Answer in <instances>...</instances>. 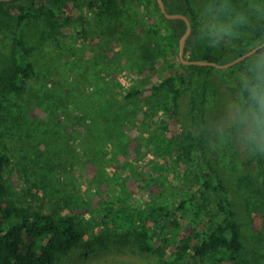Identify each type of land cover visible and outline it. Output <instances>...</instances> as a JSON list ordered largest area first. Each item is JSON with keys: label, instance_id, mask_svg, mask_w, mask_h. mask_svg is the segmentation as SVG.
<instances>
[{"label": "rangeland", "instance_id": "obj_1", "mask_svg": "<svg viewBox=\"0 0 264 264\" xmlns=\"http://www.w3.org/2000/svg\"><path fill=\"white\" fill-rule=\"evenodd\" d=\"M62 1L66 18L47 5L18 23L26 10L9 2L0 9V74L11 64L18 37L33 47L35 69L20 95L4 94L0 153L10 159L4 170L7 198L55 216L74 213L83 219L90 216L92 205L95 211L126 197L125 191L138 208H174L186 199L176 212L181 237L202 241L224 219L215 189L221 185L242 247L235 260L221 249L198 264H264V153L246 142L235 123L236 109L247 99V76L235 65L208 68L202 147L209 167L200 169L191 145L198 72L190 73V84L180 91L174 109L168 107L178 83H167L160 92L155 89L180 59L179 44L172 42L156 0H112L105 12L86 10L84 0ZM188 1L195 13L191 27L208 42L253 49L264 41V0ZM222 4L228 6L227 13L220 14L222 20L239 15L244 22L234 26L231 36L219 39L209 35V9L214 12ZM50 19L59 24L51 27ZM256 53L248 57V68ZM115 83L143 86L144 95L161 107L160 115L151 107L147 117L132 116L139 99L120 112L127 116L115 125L111 104H106L110 97L116 101L117 95L110 94ZM107 111L111 116L103 120ZM161 135L173 140L171 153L157 154ZM163 145L166 148V141ZM202 189L203 196L190 198ZM68 198L71 205L65 204ZM200 199L205 204L201 210ZM170 235L160 239L159 252H145L128 239L113 237L92 246L82 244L61 254L55 264H177V242L169 241ZM226 235L230 238L231 232Z\"/></svg>", "mask_w": 264, "mask_h": 264}, {"label": "trees", "instance_id": "obj_2", "mask_svg": "<svg viewBox=\"0 0 264 264\" xmlns=\"http://www.w3.org/2000/svg\"><path fill=\"white\" fill-rule=\"evenodd\" d=\"M11 1V2H10ZM0 1V9L11 3L14 7L27 14L19 15L17 22L21 23L28 15L44 11L47 5L54 6L60 11L62 17L66 18L65 3L62 0H10ZM86 10H100L105 12V6L112 0H84ZM167 8H171L169 13H181L189 18L191 23L195 20V13L189 5L188 0H163ZM114 4V0H113ZM81 5V4H79ZM158 13L161 12L158 1L156 0ZM53 15V12H52ZM162 17L169 25L172 42L179 44L181 37L186 31L187 24L183 19H168ZM51 27L59 24L57 19L49 21ZM264 37V30H263ZM261 42L259 46L263 44ZM264 48V47H263ZM33 47L26 44L24 38H15L11 54V64L5 74H0V125L3 122L4 94L15 93L21 94L27 85V81L35 71L34 62L31 60ZM246 47L232 46L226 44L223 46L212 44L199 34L194 28L191 34L185 40L184 55L189 60L212 61L218 64H224L236 59L242 54L250 51ZM263 51V49H259ZM249 58L235 64L239 67L247 78H251L252 73L249 71ZM211 66L203 65H185L179 59L176 67H170L172 73L164 78L155 86L157 91L167 83L176 81L178 87L172 90L171 108L174 109L177 103L178 95L181 90L186 89L190 84V73L197 71L199 76L196 82L194 96L192 99L194 109V133L192 134V146L195 148L199 157L198 165L200 169L208 168L209 165L203 159L202 138L204 133V116L202 105L206 94L207 70ZM117 89H113L114 87ZM110 94H116V101L109 98L111 104L110 110L113 111L112 120L115 125H119L127 116V113L120 115V112L128 110L130 102L141 99L136 117H147L148 111L153 107L156 116L161 113V107L153 104L150 97L144 95V87L125 88L119 83L110 86ZM246 95L247 92L244 91ZM145 100V101H144ZM144 101V102H143ZM109 111L102 117L103 120L110 118ZM166 141V148L163 142ZM173 140L165 138L163 135L158 139L157 154L173 150ZM9 157L0 153V264H55V261L61 254H66L74 248L88 244L90 246L100 244L106 240L117 237L128 239L145 252H159L158 246L160 239L171 234L169 241H176L177 252H179L177 264H198L203 261L213 251L225 249L229 252V258L236 259L235 253L241 250L239 226L232 220V211L225 203L221 185H217L219 206L224 212V219L216 226L202 241H193L190 237L182 236L183 227L177 220L176 212L184 208L186 199H182L174 208L168 205H152L147 207H135L129 201L127 191L126 197H120L97 210L93 211V205L90 209L88 218H80L76 214L56 215L45 213L42 210L35 209L28 205H18L14 199H8V188L4 182V170L9 163ZM211 174V171H208ZM204 189L208 187L205 180L201 185ZM204 189L195 191L190 198H197V195L203 196ZM199 193V194H198ZM83 206L90 207L89 203L79 200ZM70 199L65 200V204L71 205ZM203 199L198 200L201 210L205 206ZM99 230V231H98ZM93 231L97 233H93ZM231 232L228 238L226 232ZM92 232L93 234H91ZM89 236L86 239V236Z\"/></svg>", "mask_w": 264, "mask_h": 264}, {"label": "clouds", "instance_id": "obj_3", "mask_svg": "<svg viewBox=\"0 0 264 264\" xmlns=\"http://www.w3.org/2000/svg\"><path fill=\"white\" fill-rule=\"evenodd\" d=\"M228 6L222 4L214 12L209 9L212 21L209 25V35L222 39L233 34L234 26L243 23L244 18L237 16L233 19L222 20V13H227ZM251 78L244 82L243 90L247 92V99L242 107L236 109L235 123L243 130L242 135L246 142L256 149L257 152L264 153V51H257L252 67Z\"/></svg>", "mask_w": 264, "mask_h": 264}, {"label": "water", "instance_id": "obj_4", "mask_svg": "<svg viewBox=\"0 0 264 264\" xmlns=\"http://www.w3.org/2000/svg\"><path fill=\"white\" fill-rule=\"evenodd\" d=\"M2 1V0H0ZM5 1H10V0H5ZM161 9V12L165 15V17H167L168 19H183L185 20L186 24H187V28L185 33L183 34V36L180 39L179 42V47H180V52H179V58L181 60L182 63H184L185 65H203V66H211V67H217L220 69H225L228 67H231L245 59H247L249 56H251L252 54L256 53L259 49L264 47V43L261 44L260 46H257L253 49H251L250 51L242 54L241 56L237 57L234 60H231L227 63L224 64H218L216 62H212V61H201V60H189L187 58H185L184 55V49H185V40L186 38L191 34L192 31V27H191V23L188 19L187 16L181 14V13H169L164 5L163 0H157Z\"/></svg>", "mask_w": 264, "mask_h": 264}]
</instances>
